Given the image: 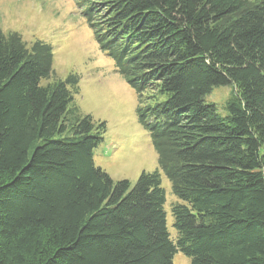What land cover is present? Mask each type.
Masks as SVG:
<instances>
[{"label":"trees","instance_id":"obj_1","mask_svg":"<svg viewBox=\"0 0 264 264\" xmlns=\"http://www.w3.org/2000/svg\"><path fill=\"white\" fill-rule=\"evenodd\" d=\"M73 1L158 168L95 166L106 122L74 103L79 76L42 83L51 45L0 30V264H264V0ZM226 85L222 114L204 97Z\"/></svg>","mask_w":264,"mask_h":264},{"label":"rangeland","instance_id":"obj_2","mask_svg":"<svg viewBox=\"0 0 264 264\" xmlns=\"http://www.w3.org/2000/svg\"><path fill=\"white\" fill-rule=\"evenodd\" d=\"M0 30L18 32L30 44L35 39L51 45L52 74L42 83L63 79L69 73L79 76V90L74 96L83 113L106 122L103 141L93 150L95 166L114 179L133 184L142 171L158 168L157 154L149 134L137 121V95L102 53L88 24L73 0H0ZM232 87L214 86L204 97L225 113L223 104ZM165 192L167 227L174 236L170 206L181 202L171 190L170 181L161 173ZM174 264H189L190 258L177 252Z\"/></svg>","mask_w":264,"mask_h":264}]
</instances>
